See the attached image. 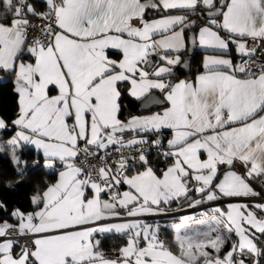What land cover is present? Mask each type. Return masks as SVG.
<instances>
[{"label":"snow or ice","instance_id":"1","mask_svg":"<svg viewBox=\"0 0 264 264\" xmlns=\"http://www.w3.org/2000/svg\"><path fill=\"white\" fill-rule=\"evenodd\" d=\"M0 9V73L17 96L11 162L23 178L17 150L34 147L56 175L31 211L0 221V264L264 262V202H230L261 197L254 183L264 189V59H255L264 0H0ZM189 44L207 54L194 79H176L190 71ZM126 97L149 114L121 119ZM173 203L215 205L197 221L208 231L192 232L188 215L171 226L178 252L141 219ZM106 234L126 238L113 259L97 239Z\"/></svg>","mask_w":264,"mask_h":264},{"label":"trees","instance_id":"2","mask_svg":"<svg viewBox=\"0 0 264 264\" xmlns=\"http://www.w3.org/2000/svg\"><path fill=\"white\" fill-rule=\"evenodd\" d=\"M156 14V13H155ZM151 13H149V16ZM192 19H197V16H191ZM197 23H201L197 20ZM186 54L185 52L183 55ZM201 51L193 49L190 52V61L192 62V68L189 71V75L192 76L197 70L196 65L198 64V58ZM182 55V58H183ZM0 75L3 76L2 73ZM183 75L182 72L177 70V76ZM176 76V77H177ZM0 82V116H3L9 122V128L7 130H0V138H6L13 132V127L11 126V119L15 115L17 109V96L13 92V85L11 83L10 77L3 76ZM159 96V93H155ZM122 103L125 105L123 112L121 114V119H124L129 113L132 114H149L147 108H142L139 102L133 101L130 98H125ZM151 111L161 110V106L156 105L155 107H150ZM17 155L21 157L22 160L27 161V168L23 178H21L16 170L15 166L11 162V157L7 151L2 150L0 153V201L5 203L8 208V213H0V221L9 220L10 223H14V220L9 219V214L11 211L19 207L22 211L28 212L32 210V205L30 203V197L37 191L42 190L47 184L52 182L55 178V171L52 169L45 170L43 167L42 156L38 157L36 151L30 146H24L17 150ZM39 159V164L34 165L33 161ZM155 160V159H154ZM154 167L162 168L164 165L154 164ZM239 167V166H238ZM242 172V168L239 169ZM20 183L17 184V181ZM8 182H12L14 188L9 189L6 187ZM253 187L262 193L261 197H264V189H261L259 183H254ZM185 204L183 208H186ZM178 205L176 203L172 204V209H177ZM176 214L164 215L157 217L159 220H173L177 219ZM153 218H147V220H152ZM160 226V236L162 240L168 244L172 250L176 251L175 244L171 241V231L167 226ZM102 244L101 248L118 249L125 242L124 237H120L114 234H106L101 238Z\"/></svg>","mask_w":264,"mask_h":264},{"label":"crops","instance_id":"3","mask_svg":"<svg viewBox=\"0 0 264 264\" xmlns=\"http://www.w3.org/2000/svg\"><path fill=\"white\" fill-rule=\"evenodd\" d=\"M0 11H2V9H0ZM158 14H151L150 16H148V18H155L156 16H157ZM190 19H192V17H190ZM193 49H196V50H199V51H201V54H200V56H199V58H198V64L196 65V68H197V70L193 73V75L192 76H189V78L190 79H194V77H195V75L197 74V72H198V70H201L200 69V65H201V63H202V59H203V56L204 55H206L207 53L203 50V49H200V48H198V47H193ZM192 49V50H193ZM233 52H234V49H233ZM186 54H187V52H185ZM186 54H184L183 55V58L185 57V55ZM189 62H190V69L192 68V62L189 60ZM3 78V76L2 75H0V79H2ZM176 79H185L182 75H180V76H177L176 77ZM16 113V112H15ZM15 116V115H14ZM14 116H13V118H14ZM12 118V119H13ZM15 131H16V129L14 128L13 129V132H12V134L11 135H9V136H7L6 138H4L5 140H9L10 138H12L13 136H14V134H15ZM169 135V134H168ZM33 148V150L34 151H36L35 150V148L34 147H32ZM5 151H7L6 149H5ZM0 153H1V151H0ZM45 170H49V169H47V168H44ZM240 167H237L235 170L236 171H238V172H240ZM242 171H243V169H242ZM55 179H56V175H55V178H54V180L52 181V182H50V183H54L55 182ZM49 183V184H50ZM259 183V182H258ZM48 185V184H47ZM46 185V186H47ZM45 186V187H46ZM44 187V188H45ZM43 188V189H44ZM42 189V190H43ZM41 190V191H42ZM240 200H244V199H240ZM240 200H235V199H233V200H231L230 202H239L240 203ZM227 202H229V201H227V200H224V201H219V202H216L217 204H219L221 207H223V206H225V204L227 203ZM252 202H257V201H252V200H246V203H249V204H251ZM210 206H212V205H207V206H205L204 208H201V209H198V210H196V212H199V211H201L202 209H206V208H209L210 209ZM190 211V210H189ZM201 215H199V217L198 216H196L195 217V220H197V219H200L201 217H200ZM141 218H143V219H147V218H157V217H155V216H146V217H141ZM153 220V219H152ZM178 220H179V218H178ZM174 223H176V220H173L172 221V224L171 223H169V225H166V224H159V225H161V226H167V227H169L170 228V231H171V241L175 244V242H174V232H173V230H172V225L174 224ZM191 228V227H190ZM194 231V230H193ZM195 232V231H194ZM102 236H97V239H100ZM161 238V237H160ZM162 239V238H161ZM126 243V238H125V242H124V244ZM124 244H122L121 246H123ZM120 246V247H121ZM176 246V245H175ZM175 252H178V249H177V247H176V251ZM116 253V252H115ZM116 255H117V253H116ZM107 258H109V259H113V258H115V257H107Z\"/></svg>","mask_w":264,"mask_h":264},{"label":"rangeland","instance_id":"4","mask_svg":"<svg viewBox=\"0 0 264 264\" xmlns=\"http://www.w3.org/2000/svg\"><path fill=\"white\" fill-rule=\"evenodd\" d=\"M6 141L7 140H5L4 138H0V151L2 152V150H7V152H8V154L10 155V157H11V152H12V149H11V147L10 146H8L7 144H6ZM235 200H240V199H236V198H234ZM257 202H259V201H257ZM240 203H246V200H240ZM212 206H215V205H212ZM212 206H210V207H212ZM220 206V205H219ZM202 208H204V207H202ZM198 209H201V208H198ZM198 209H194V210H190V211H184V212H180V213H178V215H177V219H173V220H176V223H178L179 222V220H178V218H180L181 216H183V215H188V216H192V217H194V219H193V221L191 222V225H190V227H191V231L192 232H204V231H208V225H206V224H199L197 221L199 220V219H197V220H195V217L196 216H198L199 217V215H201L202 213H204V212H207V211H209V208H206V209H202L201 211H199V212H196V210H198ZM201 217V216H200ZM141 219H143V218H141ZM146 223H148V224H152V225H159V224H166V225H169V223H171L172 224V221L173 220H159V219H156V218H153V220H147V219H143ZM175 224V223H174ZM194 230V231H193ZM174 236H175V233H174ZM161 237V236H160Z\"/></svg>","mask_w":264,"mask_h":264},{"label":"built area","instance_id":"5","mask_svg":"<svg viewBox=\"0 0 264 264\" xmlns=\"http://www.w3.org/2000/svg\"><path fill=\"white\" fill-rule=\"evenodd\" d=\"M186 59H190V54H186L185 57ZM257 60V63L260 62V60L264 59V55H261V53L258 52L257 54V57L255 58ZM236 60L237 62L239 61V57H236ZM165 135H168V133L166 132ZM152 159L154 160L155 157L153 156ZM236 199H244V200H252V201H259V202H264V197H251V198H236ZM207 205H201V206H198L197 208H194V209H198V208H202V207H205ZM189 208H183V210H187ZM194 209H191V210H194ZM180 210H174V211H169V213L167 215H170V214H176V213H179ZM155 217H160V216H155ZM103 252L105 253V256L106 257H115L116 256V253L113 249H110V248H103L102 249ZM262 264H264V262H262Z\"/></svg>","mask_w":264,"mask_h":264},{"label":"water","instance_id":"6","mask_svg":"<svg viewBox=\"0 0 264 264\" xmlns=\"http://www.w3.org/2000/svg\"><path fill=\"white\" fill-rule=\"evenodd\" d=\"M151 14H154V13H151ZM189 35H192V33L191 32H189L188 33ZM189 49H190V51H186L187 52V54H190V52L192 51V49H193V47H192V45L191 44H189ZM182 59H185V60H187L188 62H189V60L188 59H186V58H182ZM189 64H190V62H189ZM178 71H180V72H182L183 73V77L184 78H189V70H185V69H181V68H178L177 69ZM156 106V105H155ZM155 106H149V107H155ZM142 107V106H141ZM143 108V107H142ZM189 210H191V209H187V210H180L179 211V213L180 212H184V211H189Z\"/></svg>","mask_w":264,"mask_h":264}]
</instances>
